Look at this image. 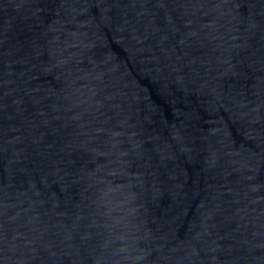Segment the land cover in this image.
Instances as JSON below:
<instances>
[{
	"label": "water",
	"instance_id": "1",
	"mask_svg": "<svg viewBox=\"0 0 264 264\" xmlns=\"http://www.w3.org/2000/svg\"><path fill=\"white\" fill-rule=\"evenodd\" d=\"M0 264H264V0H0Z\"/></svg>",
	"mask_w": 264,
	"mask_h": 264
}]
</instances>
